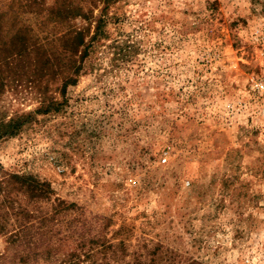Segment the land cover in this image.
<instances>
[{"label":"rangeland","instance_id":"rangeland-1","mask_svg":"<svg viewBox=\"0 0 264 264\" xmlns=\"http://www.w3.org/2000/svg\"><path fill=\"white\" fill-rule=\"evenodd\" d=\"M44 1L89 35L105 22L74 84L35 86L36 52L0 72V118L31 114L0 138V264H24L10 233L45 216L34 251L54 264H264V0ZM64 29L37 53L61 51Z\"/></svg>","mask_w":264,"mask_h":264},{"label":"trees","instance_id":"trees-1","mask_svg":"<svg viewBox=\"0 0 264 264\" xmlns=\"http://www.w3.org/2000/svg\"><path fill=\"white\" fill-rule=\"evenodd\" d=\"M99 1L107 4L109 0ZM1 3L0 0V8L2 7ZM9 3L10 7L13 5L17 6V8H15L17 13L11 21V29H16L11 36L10 41L7 43V46L4 42L0 43V72L13 71L14 73H17V70L14 69H16L20 63L21 67L23 66V63L26 64L25 60L30 52H36L35 59L31 60V64L34 67L32 72L34 77L33 80H30L33 83L35 81L38 82L35 86L40 88L39 82L43 77L49 74L52 77L55 75L61 76L63 78L62 86L74 84L77 75L81 71V63L84 57L88 54L89 47H92V45L95 44V41L98 40L99 35L102 32L101 28L105 22L102 15L100 14L96 18L94 31L89 35L88 31L84 32L83 28L74 29L66 25L70 15H61L58 13L54 4L46 8L44 0H11ZM45 9L46 12L44 11ZM79 16H81V14ZM85 16L86 19L89 18V14L86 13ZM34 24L38 25V30H40V32L46 31L42 37H39L38 34L32 35L33 37L31 36L30 32H32ZM2 25L3 13L0 10V31L3 30L1 29ZM50 25L52 28L61 26L65 27L64 31H62V36H60V38L64 40L63 45L61 46V51L57 52L56 50H51L52 52L48 53V50H46L42 53H37V49L39 50V48L46 46L53 40L52 36L50 37V32L47 31V28H49ZM86 36H88V40L85 41ZM116 54V56H120V53ZM3 83L4 81L2 77L0 79V87L3 86ZM50 107L51 105L48 104L46 109L49 110L48 108ZM30 116L31 114L25 116L17 115L12 116L7 120L1 117L0 138L15 135L19 128L25 122L30 120ZM10 177L23 186V189L25 188L24 191H27L30 197L35 196L36 198H40V196H45V194H48L49 192L48 186H46L45 183L37 181L32 177L16 174L11 175ZM34 193L36 195H34ZM48 217L45 216L41 221H38L39 226L37 227H35L34 223L27 222L21 224L18 229H13L10 233L9 244L11 246L15 244L19 245L21 242L28 244V250L27 252L20 254L19 262L24 264H39L42 259V261L47 264H54L57 261V256L48 247H46V251L42 253H36V251H34L35 248L38 247L37 242H42V236L50 232L49 229L47 230V222L49 221ZM34 227L35 231L32 232V228ZM92 240L93 239L89 241ZM83 241L84 240L81 237L79 240L80 244H83ZM30 243H32V245H29ZM91 257V255L84 253L83 259H80L81 255L79 253L72 252L69 255L68 262L69 264H86V258ZM108 262L105 260L104 264H109ZM92 263L93 262L91 261L87 262V264ZM98 264L102 263L100 262Z\"/></svg>","mask_w":264,"mask_h":264},{"label":"built area","instance_id":"built-area-1","mask_svg":"<svg viewBox=\"0 0 264 264\" xmlns=\"http://www.w3.org/2000/svg\"><path fill=\"white\" fill-rule=\"evenodd\" d=\"M165 160V159H164Z\"/></svg>","mask_w":264,"mask_h":264}]
</instances>
